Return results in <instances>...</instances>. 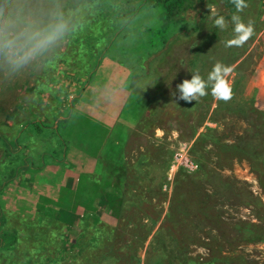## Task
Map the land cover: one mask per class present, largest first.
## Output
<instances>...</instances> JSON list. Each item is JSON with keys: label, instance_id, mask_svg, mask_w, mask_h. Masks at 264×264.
I'll return each mask as SVG.
<instances>
[{"label": "rangeland", "instance_id": "rangeland-1", "mask_svg": "<svg viewBox=\"0 0 264 264\" xmlns=\"http://www.w3.org/2000/svg\"><path fill=\"white\" fill-rule=\"evenodd\" d=\"M86 1L0 0V233L14 232L17 239L13 249L0 247V264H31V259H23L29 258L32 236L44 240L55 232L49 211L57 205L75 207L79 220L83 208L97 206V185L110 200L123 162L129 191L145 205L118 246L134 243L140 258L150 246L161 248L172 261L180 254L201 260L219 248L223 257L217 264H264V240H239L250 230L243 224L264 231V194L245 154L264 150V0H249L238 13L253 29L239 46L226 44L233 35L231 15L208 0H193L181 18L196 29L172 38L163 51L143 61L137 75L100 50L86 56L75 71L59 60L73 47L69 15L83 12ZM138 2L102 0L101 13L119 23V14L130 15ZM213 12L228 21L224 30L214 27ZM8 13L14 15L9 18ZM53 24L64 25L62 34L14 66L23 43L12 42L13 35L25 27L35 33ZM217 62L229 69L224 75L229 99L210 91L196 101L177 99L178 84L193 74L207 79ZM139 98L156 107L152 114ZM164 108L176 111L175 116L167 118ZM60 117L71 122L62 130L67 147H57L56 162L45 161L50 144L32 134L29 123L41 119L54 125ZM77 124L79 136L70 134ZM102 124L114 127L118 135L109 151L95 128ZM7 150L24 152L37 170L19 168L11 174V162H18L7 157ZM100 207L98 215L107 220ZM180 228L186 242L182 249L172 234ZM143 237L141 246L135 239ZM73 252V259L64 264L83 259L77 249Z\"/></svg>", "mask_w": 264, "mask_h": 264}, {"label": "trees", "instance_id": "trees-1", "mask_svg": "<svg viewBox=\"0 0 264 264\" xmlns=\"http://www.w3.org/2000/svg\"><path fill=\"white\" fill-rule=\"evenodd\" d=\"M193 0H139L134 6V11L130 15L125 12L119 14L118 22L109 20L101 13L103 8L102 0H87L83 6V12L77 13L74 11L69 15L72 19L70 36L73 40L71 42V52L59 60L64 64L71 65V71L78 69V65L82 66V61L86 56L92 57L100 53L105 54L109 60L122 64L127 69L129 74L137 75L141 71L143 61L156 56L160 51H163L169 42L176 35L182 31H192L195 27H188V21L181 18V14L188 5H192ZM249 0H244L245 4ZM208 3L214 7L225 10L229 15L235 13L234 5L231 0H208ZM162 13V18L159 14ZM102 54V56H103ZM148 98V97H147ZM149 99V98H148ZM140 102L146 107L150 108L152 114L156 107H152L151 101L144 103V98H139ZM137 101L138 104H141ZM144 103V104H143ZM137 104V106H138ZM134 105L129 106V112ZM163 113L167 118H173L176 111L169 108H164ZM146 112V115L149 113ZM87 118L88 116L85 115ZM93 119V117H92ZM120 124H124V120L120 119ZM70 118L60 117L54 125L43 123L40 120H35L29 123V130L34 135H39L47 139L50 144L47 151L49 159L45 161L56 160L57 147H67L62 130L69 127ZM88 123V122H85ZM71 127L69 133L79 136V124ZM121 127V125H118ZM97 132L100 133V141L104 143L109 151V146L113 145L112 140L117 141L118 135L114 134L115 128L106 127L105 125H96ZM99 129V130H98ZM103 130V134H102ZM22 131V130H21ZM109 137H112L110 140ZM24 139L23 141H25ZM7 141H4V144ZM26 149V147H24ZM106 150V149H105ZM8 158L13 161L17 158L18 163H12L10 173L16 174L19 168L24 171L37 170L30 167L28 159L24 152L14 153L8 151ZM245 154H249V162L251 169L258 177L259 187L264 194V150L260 153L252 154L245 150ZM110 159L106 160V164ZM60 161V160H59ZM57 161V162H59ZM56 162V161H55ZM115 164H111V166ZM109 165V167L111 168ZM122 175L117 178V190H110L112 197L102 196L101 185H97L94 192L97 195V206L85 207L82 219L75 220V207L69 204L57 205L56 210H50L49 214L51 221L49 223L55 225V232H50V235H45V239L39 238L37 235L32 236L31 250L29 251V258H24L23 261L31 259V264H64L67 260H72L73 252L78 250L79 256L83 259L79 264H217L223 257L218 250L208 252L201 260L185 257L182 254L172 261L170 255L164 253L161 248L148 247L144 251L143 258L137 256L136 246L134 243L129 245H119L122 239L123 231L134 221H136L135 214L143 212L144 203H142L135 195L129 191V181L125 171V164L122 163ZM13 176V175H12ZM100 187V188H99ZM79 192H77L78 194ZM75 197V196H74ZM80 199L81 196L79 197ZM102 206L106 210L107 220L102 219L98 215V209ZM150 218V215H147ZM153 220V219H152ZM4 222V221H3ZM2 222V223H3ZM48 222V221H47ZM33 224H36L34 221ZM43 227L45 226L42 225ZM38 225V227H42ZM42 227V228H43ZM242 228H250L248 235L243 236L239 240L243 242H252L253 240H264V231L259 230V226H248L243 224ZM177 228V226H176ZM176 228L174 230H176ZM172 231L175 236L178 246L182 249L186 246L184 241L183 230L178 229ZM246 232V233H247ZM87 234V235H86ZM145 238L149 235L147 231L144 234ZM46 236L48 237L46 239ZM141 239H135L141 246L143 242ZM72 238V239H70ZM49 241L47 244L46 242ZM16 234L14 232L0 233V247L4 250L13 249L16 246ZM59 241V244L57 243ZM73 252V253H72ZM77 252V253H78ZM91 254L93 258L83 256V254ZM93 253V254H92ZM22 261V262H23ZM82 262V263H81Z\"/></svg>", "mask_w": 264, "mask_h": 264}, {"label": "clouds", "instance_id": "clouds-1", "mask_svg": "<svg viewBox=\"0 0 264 264\" xmlns=\"http://www.w3.org/2000/svg\"><path fill=\"white\" fill-rule=\"evenodd\" d=\"M231 2L236 11L230 17L233 35L230 40L226 41V44L239 46L252 35L253 29L251 22L246 24L238 14L244 7H246L244 0H231ZM6 15L10 18L14 13H8ZM212 17H214L212 20L214 27L220 30H224L227 27L228 21L225 20L223 15L213 12ZM7 22L11 25V19ZM0 23H4V21H0ZM63 31V24H53L48 28L35 33L31 32L27 27L18 33H15L12 42H22L23 49L20 51L18 57L13 59V65L17 66L20 63L26 62L38 50L43 49L45 46L56 40ZM13 56L16 57L17 54L13 53ZM228 71L229 69L225 65L217 62L207 74V79L202 78L199 74L191 75L190 79L183 80L176 86V91L179 93L177 99L184 100L185 102L196 101L200 97L209 94V91L220 99H229L230 87L224 79V75Z\"/></svg>", "mask_w": 264, "mask_h": 264}]
</instances>
